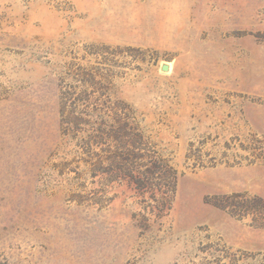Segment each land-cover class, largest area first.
Wrapping results in <instances>:
<instances>
[{"label": "rangeland", "instance_id": "rangeland-1", "mask_svg": "<svg viewBox=\"0 0 264 264\" xmlns=\"http://www.w3.org/2000/svg\"><path fill=\"white\" fill-rule=\"evenodd\" d=\"M0 264H264V0H0Z\"/></svg>", "mask_w": 264, "mask_h": 264}, {"label": "water", "instance_id": "water-1", "mask_svg": "<svg viewBox=\"0 0 264 264\" xmlns=\"http://www.w3.org/2000/svg\"><path fill=\"white\" fill-rule=\"evenodd\" d=\"M163 69H167V67L165 66V67H163Z\"/></svg>", "mask_w": 264, "mask_h": 264}]
</instances>
